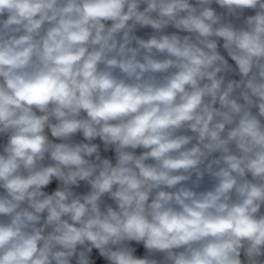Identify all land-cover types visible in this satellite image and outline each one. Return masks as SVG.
Segmentation results:
<instances>
[{
	"label": "clouds",
	"instance_id": "obj_1",
	"mask_svg": "<svg viewBox=\"0 0 264 264\" xmlns=\"http://www.w3.org/2000/svg\"><path fill=\"white\" fill-rule=\"evenodd\" d=\"M0 264H264V0H0Z\"/></svg>",
	"mask_w": 264,
	"mask_h": 264
}]
</instances>
